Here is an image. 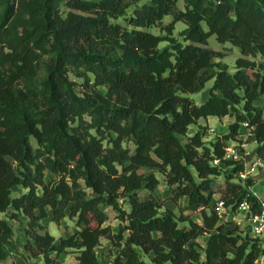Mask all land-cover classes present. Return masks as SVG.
Masks as SVG:
<instances>
[{"label": "trees", "instance_id": "obj_1", "mask_svg": "<svg viewBox=\"0 0 264 264\" xmlns=\"http://www.w3.org/2000/svg\"><path fill=\"white\" fill-rule=\"evenodd\" d=\"M168 16L174 20L164 26ZM177 23L186 26L182 40L173 37ZM213 36L239 48L234 70L214 63L223 55L209 46ZM258 57L264 0H0V215L13 209L11 220L28 218L25 252L60 264L71 250L77 264H101L97 249L107 239L118 240L113 264H256L258 240L222 222L213 206L218 191L233 212L244 202L252 204L249 216L263 210L250 191L256 179L239 181L243 167L224 161L245 123L264 160ZM71 73L84 80L82 93ZM211 82L202 104L188 96ZM210 117L232 123L207 144L206 127L189 132ZM141 170L164 175L173 202L185 198V210L200 212L203 223L166 208L154 195L159 179ZM15 189L24 192L14 196ZM120 199L131 211H122L113 235L102 207L117 210ZM49 210L57 225L77 218L82 229L57 243L43 224ZM14 239V226L0 218V263L11 256L12 264H30L24 254L16 260Z\"/></svg>", "mask_w": 264, "mask_h": 264}, {"label": "rangeland", "instance_id": "obj_2", "mask_svg": "<svg viewBox=\"0 0 264 264\" xmlns=\"http://www.w3.org/2000/svg\"><path fill=\"white\" fill-rule=\"evenodd\" d=\"M147 1L141 2V3H135L133 4L130 9L128 10V14H132L133 11L138 7H142L144 4H146ZM178 8L179 10H184V3L182 1L178 2ZM65 10V7H63ZM174 20L173 16H168L165 18L163 25H168ZM119 24L125 25L127 24L125 18L120 19L118 21ZM186 28V26L183 23H177L175 26V30L173 33V37H175L178 40H182V37L180 36L181 31H183ZM150 32L156 34V35H166L162 31V27H153L149 30ZM209 46L216 52L221 53L223 56L222 58H217L214 60V63H222L226 64L229 66L230 71L234 70L236 66V61L239 57H241V52L239 48L233 46L230 43L226 44H220L216 37L213 36L209 40ZM170 47L169 43H163L161 45V49ZM256 62L262 64L264 66V58L258 57L254 59ZM71 79L76 82V91L78 93L83 92V85H84V80L81 78H77L73 73H71ZM212 82L207 85V87L200 93L196 94H190L188 95L190 98H192L198 105L202 104L205 102V100L208 97V91L212 86ZM105 90V89H102ZM261 108L264 110V97L262 98L260 102ZM232 119L229 117L219 119L215 117H210L208 120L202 119L199 122V126L193 125L190 127V135H193L200 126L206 127L207 135L205 137V141L207 144L214 142L216 140L217 136L224 135L225 133L228 132V126L230 125ZM213 129V130H212ZM94 133V132H93ZM112 138L110 135H106V141L105 144L109 143V139ZM246 142H250V144H254L253 141H251V138L246 137L245 138ZM249 144V145H250ZM128 144H125L127 146ZM255 146V144H254ZM131 149L134 150V146L130 145ZM250 148V147H249ZM253 149L250 148L249 151H252ZM141 173L145 175H155L159 181H160V186L158 190L154 193L155 197L162 201L165 205L166 208H169L173 210L178 216H187L190 217L192 221L197 222L199 224L203 223L202 219V214L200 212L197 213H191L189 211H186V205H187V200L185 198H182L178 205L175 204L172 200V195L170 193V189L167 186L166 183V178L164 175L160 174L157 171H147V170H141ZM51 175L50 173H47V179H50ZM224 180V178L221 176L218 179H216L214 183V189H217ZM256 183L252 187V191L258 196L260 200L264 202V171L258 174L256 177ZM217 191V190H216ZM24 191L20 189H15L14 190V196H19L23 193ZM147 191H143L140 194L141 198H144L146 196ZM220 192H216L214 196V202L219 198ZM102 209L108 214V222L106 223V226L110 227L112 230L113 235H118L120 233V228L122 227L123 223L121 221V215L122 211L129 213L131 211V206L126 201L125 199H120L118 203V209H114L111 207L103 206ZM13 209H10L8 213L6 214H1L0 218H7L9 219L10 223L14 226L15 228V243L20 247V254L16 257V260H21L20 255L24 254L26 257V260L24 261L30 264H43L42 258L36 259V258H31V253L29 251L25 252L23 249L25 244L28 241V238L26 237L25 234V228L26 224L28 222L27 217H22L21 221H16V220H11L10 216L13 213ZM49 217L43 221V224L46 226L47 230L49 233L56 239V242L59 243V241L63 238H68L71 235L77 233L80 231L83 227V225L79 224L77 218H70L66 217L60 225H57L52 221V212L49 210ZM221 221L226 223L229 226H237L240 228V231L243 233V235L246 234V229L248 226V219L247 215L244 212H233L229 211V214L226 215L225 217L221 218ZM180 226H188V224L184 223ZM127 235V233H125ZM118 240H107V239H102L101 241V246L97 249V253L100 259L101 264H113L118 248L115 246ZM199 242L201 243L202 246L205 245L206 243V238H201L199 239ZM77 254L71 250H69L67 253H64L60 256V264H77L76 260ZM141 258L146 259L148 261L153 259V254L151 255H144L141 253ZM13 257H9V259L6 262L0 263V264H12Z\"/></svg>", "mask_w": 264, "mask_h": 264}, {"label": "built area", "instance_id": "obj_3", "mask_svg": "<svg viewBox=\"0 0 264 264\" xmlns=\"http://www.w3.org/2000/svg\"><path fill=\"white\" fill-rule=\"evenodd\" d=\"M242 131L243 134L240 136L238 141L231 142L227 145L224 161H232L233 163L242 166L243 169L238 172L237 178L239 179V181L246 183L249 179H256L258 174L264 171V160L258 158L252 151H249V143H247L245 140L246 136L252 138L254 144L257 145L253 133V128H251L248 123H245L243 125ZM223 163L224 162L220 159H216L213 161L214 166L221 167L223 166ZM250 191L256 198H258V196L252 191V188H250ZM251 207V203L244 202L240 205L237 212L246 213L248 219L246 233L250 234L251 237L258 240L262 249V254L256 264H264V203L261 214L249 216ZM213 208L218 213L220 219L228 215L229 211H231L230 209L226 208L225 203L221 199V197H219L214 202Z\"/></svg>", "mask_w": 264, "mask_h": 264}, {"label": "crops", "instance_id": "obj_4", "mask_svg": "<svg viewBox=\"0 0 264 264\" xmlns=\"http://www.w3.org/2000/svg\"><path fill=\"white\" fill-rule=\"evenodd\" d=\"M231 123H232V121H231ZM212 130H213V129H212ZM243 137H244V136H243ZM246 137H247V136H246ZM244 138H245V137H244ZM251 141H253L252 138H251ZM248 143L250 144V142H248ZM249 147L252 148V149H253L252 152H253L254 154H256L257 145L254 146V144H250Z\"/></svg>", "mask_w": 264, "mask_h": 264}]
</instances>
